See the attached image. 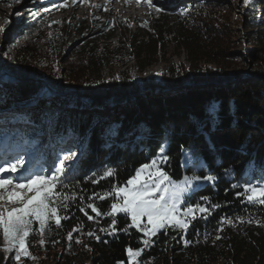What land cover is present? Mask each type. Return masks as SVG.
Returning a JSON list of instances; mask_svg holds the SVG:
<instances>
[{
  "label": "trees",
  "instance_id": "16d2710c",
  "mask_svg": "<svg viewBox=\"0 0 264 264\" xmlns=\"http://www.w3.org/2000/svg\"><path fill=\"white\" fill-rule=\"evenodd\" d=\"M254 2L241 23L248 45L240 50L235 48L238 29L229 3L197 1L175 11L174 19L153 11L149 25L141 22L128 40L116 46L99 49L87 40L72 50L62 36L66 23L49 20L59 5L52 1L30 7L0 50V74L17 78L0 93V110L49 88L62 92L75 87L65 97L39 103L28 111V118L39 129L46 124L55 138L72 136L81 152L66 163L65 152L59 149L53 166L61 162L66 166L67 186L60 192L75 193L74 199L62 201L67 210L59 209L68 218L60 227L50 221L42 235L30 234L26 243L34 259L22 256L16 261L14 252L2 251L0 236V264H129L126 249L142 248L143 233L135 228L119 231L130 223L122 214L117 217L116 235L101 232L111 220L106 215L95 217L86 208L92 202L87 198L125 184L157 157L162 146L169 157L164 170L173 180L185 174L217 177L214 184L201 183L189 202L208 197L221 207L207 219L195 220L187 232L162 230L137 258L139 264H264V205L237 196L246 185L264 186V21L257 20ZM162 21L172 22L171 30L163 29ZM105 22L99 20L95 30L108 38L113 28ZM167 31L174 32L176 44L185 50L189 70L169 67L160 79L141 80L128 73L131 61L141 72L159 56L165 57ZM59 61L66 69L61 82L45 83L42 73L32 67ZM102 64L123 69L118 76L96 78ZM88 102L95 107L91 111L86 110ZM106 106L112 107L111 114L101 112ZM187 155L193 157L191 163ZM197 162L204 166L197 168ZM108 170L112 177L91 182ZM111 202V198L94 200L101 213L109 211ZM82 206L95 219L79 211ZM33 227L38 229V222ZM76 227L80 230L69 240L68 232ZM184 239L190 243L185 245Z\"/></svg>",
  "mask_w": 264,
  "mask_h": 264
},
{
  "label": "rangeland",
  "instance_id": "374dc122",
  "mask_svg": "<svg viewBox=\"0 0 264 264\" xmlns=\"http://www.w3.org/2000/svg\"><path fill=\"white\" fill-rule=\"evenodd\" d=\"M52 1L59 6L50 15V23L57 25L66 23L67 26L62 36L66 41V46L70 50L87 40H93L99 49L107 45L111 47L116 46L121 41L128 40L141 22L149 25L154 15L153 9L149 6L147 0H139V2L137 0H114L111 4L106 5L104 4V0H99L98 2L96 0H75V2L73 0H0V50L3 49L5 42L13 36L14 30L19 29L20 24L27 17V11L30 7H37L40 4L50 3ZM197 1L201 0H151V3L161 8V12L168 13L169 19H174L175 11ZM203 1H219L232 5L233 19L236 21L234 27L238 29L235 37V43L238 47L235 48L238 50L244 49L248 45V34L241 23L245 22L246 13L251 8V5L244 4L243 0ZM96 3L98 4L95 5ZM254 4L256 5L255 12L257 20L264 21V0H255ZM130 8H132L131 13H129ZM103 19L106 20L104 25H110L113 28V36L105 38L98 30H95L96 23ZM170 21H162L163 29L171 30L172 22ZM173 36V31L164 33V37L166 38L164 46L165 57L162 55L159 56V60L156 63L148 66L141 72L136 70L135 62L131 61L127 65L126 71L141 80L144 78L160 79L162 73L169 67L189 70L190 62L188 61L187 54L185 50L179 48ZM32 67L42 73L44 82L54 79L61 82L66 78V69L61 61L42 66H36L33 63ZM122 69L110 64H102L98 74H96V78L118 76ZM16 80L17 78L15 76L9 77L5 72L1 73L0 93L4 92L6 84H12ZM45 86L47 89L49 88L47 84ZM74 90L75 87L73 86H68L66 91L62 92L55 88H49L47 93L36 95L33 98L27 99L25 102L0 110V145L5 146V148L9 146L12 149L13 157L11 158L15 159L19 155L24 160V167L18 172L10 174L12 179L15 180L18 177L30 174L49 173L56 164L57 158H59V149L65 152V157L70 153L74 154L71 159H66V163L72 162L73 158H77L80 154V145L74 141L72 136H57L55 138L51 134V129L49 127L47 128L46 124L43 129H39L33 126V122L28 118V111L39 103L43 101L50 102L55 97H65ZM72 107L74 106L71 105L70 108ZM93 108H95L94 105L88 102L86 110L91 111ZM101 112L111 114L113 109L112 107L106 106L101 109ZM4 155H8V153H4ZM11 158L8 160L11 161ZM8 175L7 173L5 174V176ZM184 176L192 175L185 174ZM13 190L12 185L7 186V193ZM15 190L20 192L22 197L34 194L28 192L26 189ZM2 193L4 194L6 192L3 191ZM4 205L5 201L0 200V206ZM6 206L10 209L20 207L21 205L17 202L8 203ZM146 222V218H144L142 223ZM149 227L151 226L149 225Z\"/></svg>",
  "mask_w": 264,
  "mask_h": 264
},
{
  "label": "snow or ice",
  "instance_id": "6c2138e0",
  "mask_svg": "<svg viewBox=\"0 0 264 264\" xmlns=\"http://www.w3.org/2000/svg\"><path fill=\"white\" fill-rule=\"evenodd\" d=\"M75 2V0H73ZM139 2V0H137ZM153 11L160 12L162 9L156 7L147 0ZM251 0H243L244 4H249ZM65 6V5H61ZM183 15V11L181 12ZM119 79V77H116ZM210 115L214 114V109L210 107ZM72 153L65 157L71 159ZM187 162L191 163L193 157L186 156ZM169 161L166 155V147L162 146L157 157L153 158L149 163L143 164L136 170L135 175L129 178L124 185H114L109 190L103 193H93L87 199L92 201L86 204V208L91 209L95 213V217L106 215L111 222L107 228H101V232L109 235H116L118 223V215L122 214L130 219V223L123 229L125 233L129 229L135 228L143 233L141 243L142 248L134 250L132 247H127V256L129 264H139L137 258L141 257L144 248L151 246L153 243L152 237L157 236L162 230L169 228L179 229L181 232H187L195 220L207 219L211 215L212 210L221 207L220 204H213L208 197H200L193 204L189 201L191 196L200 188V184L208 182L214 184L217 177L211 174L200 177L193 174L192 176H184L180 181H175L171 178L167 171L164 170V165ZM204 165L197 162L196 167L202 168ZM24 167V160L17 155L13 161L4 160L0 162V189L7 192V186L12 185L14 190L6 196H0V200L5 201L4 206H0V236L3 240V249L5 253H13L14 259L19 261L21 257H31L29 245L26 243L31 233L36 232L42 235L47 227H50L49 222L54 221L57 227L62 226V219H67V216H61L59 209L67 210L68 204L62 201L75 198V193L71 196L60 192V187L64 184L66 178V166L61 162L59 166L52 169L49 174H30L21 176L15 180L10 174L18 172ZM230 171V170H226ZM9 174L5 176V174ZM114 175L111 170L104 172L99 179H92L93 184H98L100 180L110 178ZM233 187H237L234 185ZM15 189H26L28 192L34 193L31 196H21L20 192ZM244 196L248 203H259L264 205V186L246 185L243 193H237V196ZM111 198L110 209L106 213H101L94 203L95 199ZM83 200V197H81ZM19 203L20 207L8 208V203ZM203 202V203H202ZM79 211L83 212L89 220L95 219L89 215L85 207H80ZM146 218V223L142 221ZM224 219L222 218L221 223ZM39 225L38 229H34V223ZM231 223V221H228ZM149 225L151 227H149ZM79 227L73 228L68 232V239H72V233L79 231ZM88 235L94 236L95 233L89 232ZM97 240L99 236L95 237ZM217 239H220L217 236ZM77 243L80 241L77 240ZM184 244L188 245L189 240L184 239ZM44 240H40L43 244Z\"/></svg>",
  "mask_w": 264,
  "mask_h": 264
},
{
  "label": "bare ground",
  "instance_id": "6f19581e",
  "mask_svg": "<svg viewBox=\"0 0 264 264\" xmlns=\"http://www.w3.org/2000/svg\"><path fill=\"white\" fill-rule=\"evenodd\" d=\"M97 2L99 1V0H96ZM105 2H104V4L106 5V4H111L114 0H104ZM98 3H96L95 5H97ZM133 9H135V8H133ZM132 8H130V11H129V13H131L132 11ZM13 151H12V149L9 147V146H7V148H5V146H1L0 145V157H5L4 159H6L7 158V160L8 159H10L11 157H13V153H12ZM4 153H8V155H4ZM4 190L3 189H0V196H6L8 193L6 192V193H2Z\"/></svg>",
  "mask_w": 264,
  "mask_h": 264
}]
</instances>
